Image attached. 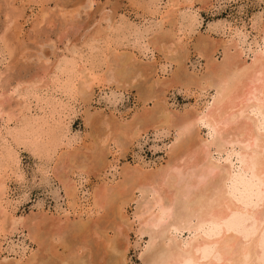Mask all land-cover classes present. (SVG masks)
I'll return each instance as SVG.
<instances>
[{
  "label": "rangeland",
  "instance_id": "1",
  "mask_svg": "<svg viewBox=\"0 0 264 264\" xmlns=\"http://www.w3.org/2000/svg\"><path fill=\"white\" fill-rule=\"evenodd\" d=\"M190 3V9L183 8L180 12L186 17L191 12L197 14L196 24L187 30L184 21V25L175 22L172 26L173 17L162 18L170 6V0H153L152 3L149 0H0V105L5 111L13 112L11 115L22 120L48 113L47 117L53 121L56 129V138L54 137L53 144L47 151L34 149L30 144L16 146L14 143L17 147L14 153L16 164L6 168L7 191L3 200L16 207L13 210L14 216L22 221L20 225L12 228L7 218L1 220L3 230H0V264H26L32 256H35V260L29 264H61L62 260L66 264H73L75 259H82L85 264H107L111 255L106 248V235L115 238L114 242L120 248H127L128 264H147L146 258L144 259L147 252L146 255L143 252L151 233L139 232L138 217L139 212L147 206L145 204L150 206L149 203H154L158 195L162 199V205H172L170 209L178 211L180 205L188 203V200L184 202L185 198L177 201L179 198L175 195V188L185 185L186 191L193 194L189 197V208L193 211L197 208L195 204L200 201V196L206 195L202 186L207 182V177L203 176L205 173L201 166H206L204 159L209 155L206 152L208 149L199 142L194 110L206 115L211 112L213 99L218 95L217 91L222 84L224 85L220 73H217L219 78L215 76V72L210 73L212 69H219L217 67H227V74L249 66L247 78L249 79L250 74L251 80L244 79L241 84L248 88V92L255 84L258 85L255 79L257 67H253L256 65L253 61L261 56L263 59H259L264 61V55H261L264 54V0L181 1L183 6ZM104 16L111 18L115 25L125 23L131 28L145 29L144 37L137 41L133 32H127L114 36L115 39L118 38L114 40L118 44L112 40L107 43L109 37L105 25L108 22L104 20ZM230 29L239 32L237 37L235 33L232 37L229 36ZM239 30L246 34L245 43ZM157 34L165 35L158 36L154 44L150 43ZM239 38L244 43L238 45L239 49L244 48L241 56L237 49L232 48L233 43L227 42ZM92 44L97 48L91 50ZM144 47L149 50L147 57L141 54L143 50L146 51ZM227 47H231L229 51ZM72 48H77L82 59L87 58L86 61L94 66L98 79L93 90L82 84L77 70H73L74 73L69 78L72 84L70 91L64 86V75L59 76L57 85L41 87L42 83L54 79V65L64 55V58L70 56L69 49L71 52ZM223 52L226 58L223 57ZM122 53H133L136 57L131 63L123 64L122 58H118ZM55 61L57 62L54 64ZM121 65L126 71V77L121 78L123 81H118L116 72ZM250 70L254 71L252 75ZM207 74H211V77ZM252 79L253 86L247 83L253 81ZM245 80L248 85L244 84ZM30 85L32 88L35 85V90ZM81 85L87 87L86 97L78 95L80 93L77 90L81 89ZM17 91H21L22 97ZM26 94L28 103L24 105L23 96ZM237 95L241 97L242 94ZM52 106L58 110L50 115ZM22 108L28 109V112ZM165 108L174 115L176 113L175 118L178 119H175L176 124L169 126L170 128L161 125V120L158 119V113ZM255 110L250 111V115L263 127V117ZM21 113H24L25 118H21ZM144 116L147 118L146 122L142 119ZM181 116L190 120L191 146H183L174 154L170 152V148L179 138L178 134L187 127H182L183 123L179 120ZM207 116L209 117H206V121H211V115ZM15 120L8 121L7 124L13 128L19 124ZM4 121L0 115V129L3 130ZM199 123L202 125L200 137L210 140L209 125L198 121ZM122 130L128 134L124 132L127 135L123 136ZM224 131L220 132L224 140L226 138L228 141H235L240 138L239 130H229V137ZM135 132L139 133L136 138ZM183 137L188 142L186 134ZM234 141L227 143V148L218 154L213 146L210 148L212 157L208 158L219 164L231 165L235 174L232 178L236 180L240 163L235 152L240 151ZM137 165L148 170L153 169L152 175L137 177L133 170ZM166 166L178 168L179 172L174 171L179 175H175L181 174L174 188H169L166 184L167 176L165 178V171L163 172ZM124 178L135 180L133 185L130 180L128 185H124L123 192L127 193L124 197L127 203L122 206L123 215L126 217L124 220L112 209L115 202L109 206L111 208H94L91 205L92 194L104 195V189L118 187ZM71 187L75 189L80 204L74 214L65 215L64 211L72 210L68 206L72 199L67 196ZM131 189H134L133 199L129 202L126 197L130 195ZM192 200L195 201L193 206ZM80 219L89 225V229L78 231ZM167 223H163L162 228ZM191 236L193 233L185 231L179 238L185 243Z\"/></svg>",
  "mask_w": 264,
  "mask_h": 264
},
{
  "label": "bare ground",
  "instance_id": "2",
  "mask_svg": "<svg viewBox=\"0 0 264 264\" xmlns=\"http://www.w3.org/2000/svg\"><path fill=\"white\" fill-rule=\"evenodd\" d=\"M181 1L182 0H170V4H169L170 6L167 7L168 10L166 12H164V14L162 15V18L167 19L169 17L170 18L173 17L174 22H173L172 26L175 25L176 23H180V22H181L180 24L184 25L186 22L185 27L187 28V30H190L191 26L193 24H196V21H197L196 15L197 14L191 12L186 17L185 14L180 13V12H182L183 8H186V9L189 8L190 9L192 7V3H190L186 6H183V5H181ZM152 2H153V0H149V3H152ZM167 2H169V1H167ZM165 5H167V4H165ZM104 20L106 22H108V23H106L108 25H105L107 27V28L105 27L106 28L105 31L107 32V35L109 37L107 39V43H110L111 40L114 41V40L118 39V38L115 39L114 36H117V35L120 36L121 34H127V32H133L134 38L137 39V41H138L141 39V37L143 36V33L145 31V29L141 30V29H137V28H131L129 26H126L125 23H121V24L117 23V25H115L112 22L111 18L105 17ZM183 21H184V24H183ZM236 31L235 30L229 31V36L232 37V34L235 33V35L237 37V33H239V32L236 33ZM168 34H170V33H168ZM241 34L243 35V37H241V38H243L242 41H244L246 34L240 31V35ZM111 35H113V36H111ZM160 35L161 34H157V35L153 36L152 39L150 38L151 39L150 43L154 44L155 41H157V39L159 38L158 36H160ZM163 35H165V34H162L161 36H163ZM171 36H174V35H171ZM171 36H169V37H171ZM236 37L233 36V38H235V39H236ZM178 38H179L178 40H181L180 37H178ZM239 39L230 40L227 42H232L233 43L232 48L234 47L235 49H237L239 52V55L241 56L243 54L244 48L243 47L241 49L238 48V45L240 43H243V42H241V39L240 40ZM94 40H95V42L97 41L96 39H94ZM135 42H136V40H135ZM245 42L246 41H244V43ZM114 43L118 44L116 41H114ZM95 47L97 48V46L92 44L90 49L92 50ZM73 48L71 49L72 50L71 52L69 49L70 56H67L64 58V56H65L64 55L63 59L61 61H59L58 63H56L57 61L54 62V64L56 63L53 67V70H54L53 75L55 74V77L53 75H51V76H53L54 79H51L50 81L42 83L41 87L45 88L46 86H49L50 84L54 86L57 83L59 76L64 75L65 77L64 78L61 77V78L64 79L63 82H64L65 88L68 91H70V90H72L71 89L72 84H71V81L69 78H70L71 74L74 73L73 70H77L80 73L79 77L83 79V80L80 79L81 81H83L82 84L87 85V87H89V88H91V90H93V86L95 85L96 80L98 79V76L94 70V66L90 62L86 61L87 58L82 59V55L80 54V52L78 51L77 48H75V49H73ZM229 48H231V47H229ZM229 48L227 47V51H229ZM144 49H145V47H144ZM145 50L146 51L143 50V52L141 54L143 56L147 57L149 50H147V48ZM227 51H224V52H226L228 54ZM224 52H223V57H225ZM258 53L261 54L262 52L261 53L258 52ZM261 55H264V54L262 53ZM119 56H121L118 58H120V59L122 58L121 60H122L123 64H125L126 62L131 63L130 61L136 57L133 53H131V54L122 53V55H119ZM228 56H227V58H229ZM201 57H202V55H201ZM259 58L263 59V56L255 59L257 61H253V63L254 62L256 63V65L254 64L253 67H255V66L257 67V71H255V73L257 74V77L255 76V79H256V81H258L257 82L258 85L255 84L256 86L254 85V87H251L250 88L251 90L249 92L247 91L248 88H246V86H243V84H241V81H243L244 79H248L247 74L249 72H248L247 68L249 66L243 67L240 70H234V71L229 70L231 72H228L227 74H226L227 67L224 68L225 70L222 68V66H221V68L217 67L219 69H212L210 71V73L212 72L211 74H213V72H215V76H217V77H218L217 73H220L222 75V80H223L224 85L222 84V87L220 88V90L217 91L218 95H216V97L213 99V105H212L213 108L210 110L212 113L209 112L207 114V115H209V114L211 115V117H210L211 121H210V119L208 121H206L208 119V118L206 119V117H209V116H207L205 113H203V112L199 113V111L197 109L194 110L195 120H196L198 128H199V129L197 128V130H198L197 136L199 137V142H202L201 144L203 145L204 148H206V150L208 149L207 151L205 150L209 155V156L205 157L206 160L208 157L209 158H210V156L212 157V153L210 152V148H212L213 146H214V151L218 154L219 152L224 150L227 143H233L234 140L228 141V140H226V138H225V140L223 139L222 133H220L222 130L223 131L225 130L224 131L225 133L227 132L228 137H229V135H228L229 130H232V132L234 130H239L238 135H240V138L239 137L236 138L237 140H235V141H237V142L234 141V143H237V145L239 146V151H240V153L235 152V155L237 156V161H239V163H240L239 172H238V174H236V180L234 178H232L233 175H235V174H234V169L231 165H229L227 163L219 164L215 160H210L209 158H208L209 160H207V161L204 159V162H206V163H204V165H206V166H201V165L200 166H201L202 170L204 169L202 172H204L205 174L204 175L202 174V175L207 177V182L205 181V184H204L200 180V183L204 184L202 187H204L203 190L205 189L204 191H206V195L200 196L201 197L200 201L198 199L199 202L197 201L198 203L195 204V206L197 208L196 209L194 208L195 209L194 211L191 208H189L190 207L189 200L191 199L189 197L193 194H190L189 192L186 191L187 187H185V185L184 186L181 185V187H179V189H178V187H177V189L175 188V195L177 196V198H179L177 201H179L180 199L183 200L186 198V200L184 202H186L188 200L187 202L189 203L188 204V203H182L181 202L182 203V204L180 203L181 208L178 211H174V210L170 209L172 205L169 207L168 206L165 207L164 204L162 205V203H161L162 199L158 195L156 196L157 198L154 199V203H152L153 205L151 203H149L150 204V206H149L146 203L145 205H147L148 208H147V206H145L143 211H141V212L138 211L139 212L138 217H139V226H140L139 232L141 234H145V233L148 234L149 232L151 233L150 239L147 242L148 245L145 246L144 252H143V255L147 252V256L146 257L143 256L144 259L146 258L147 264H264V126L263 127H262V125L260 126V122H258L257 119H255L254 117H251V115H250V111L256 109L255 111L257 113H259L263 117L262 119L264 120V61L260 60ZM119 67L122 68V65ZM229 67H230V65H229ZM121 68H120V70L118 69L119 71L116 72V79L118 81L121 78L126 77L125 76V72H126L125 69L124 68L121 69ZM231 68H232V66H231ZM254 70H256V68H254ZM50 71H51V69H50ZM224 71H225V74H224ZM252 72H254V71L252 70L250 72L251 75H252ZM210 75H208V77ZM252 77H254V74ZM212 78H213V76H212ZM249 80H251L250 74H249L248 81ZM121 81H123V80L121 79ZM208 81L205 83L206 86L208 84ZM199 82H203V81H199ZM246 82H247V80H245L244 84L248 85L249 83L252 84V82H254V80L251 82H247L248 84ZM210 83H212V81ZM221 83L219 85H221ZM35 85H36V83H35ZM35 85H34V88H35ZM85 85H84V87H85ZM198 85H201V84L199 83ZM209 86L211 87V85H209ZM252 86H253V84H252ZM30 87H31V85H30ZM84 87H82V85H81L80 86L81 89L77 90V92L79 91L78 93H80V94H78V93L77 94L78 95L82 94V95H85L84 97H86L85 90H87V87H85V88ZM34 88L31 87L32 90H35ZM36 88H37V86H36ZM204 88H201V89L205 90ZM207 89H208V87H207ZM75 90H76V88H75ZM17 92H19V91H17ZM20 92H19V95H20ZM74 92H76V91H74ZM238 93L242 94L241 97H238V95H237ZM19 95H18V97H19ZM31 96H32V94H31ZM23 97H24V99H23L22 104L28 103L27 94H26V96H23ZM149 99H151V98H149ZM59 104H58V106L61 108V106ZM24 105H22V106H24ZM26 105H28V104H26ZM47 105H49V104H47ZM25 108H26V106H25ZM25 108H22V109L26 110L28 112V109H25ZM50 109H51L50 115H52V113L54 114V111L57 109V107L52 106ZM12 113L13 112H11V111L10 112L5 111L3 109V106L0 105L1 120L2 119L5 120L4 121V123H5L4 130L5 131L3 129H0V230L1 229L3 230V224L1 223V220L5 219V218H7L9 220V223H10L9 225L12 228L16 227L17 225H20V223L22 221L21 218H16L14 216L13 210L16 207L12 203H9V202H6L3 200L5 198V194L7 191V189H6V178H7L6 175H7V173H5V171H6V168H8V167L10 168L14 164H16V158L14 156V153L16 152V148H17L16 146H18L19 144H30L31 146L34 147V149L41 150V151H47L52 146L53 141H54V137L56 136L55 126L52 124L53 121L50 120L49 117H47L48 113L37 115V117H34V118L28 117L27 119H23V120L20 119L19 117L17 118L16 115H11ZM24 113H26V112H24ZM23 114H22L21 118H23V116L25 118V115H23ZM158 114H159L158 119H159V121L161 120L160 121L161 125L164 124V125H166V127H169V126L172 127L173 124H176V122H175V119H177V118H175L176 113L174 115V113L172 111H169L165 108V109H162L160 111V113H158ZM4 116H5V118L7 117V119H5ZM215 116H216V119L214 118ZM193 118H194V116H193ZM142 119L146 122L145 119H147V118H146V116H144V117H142ZM142 119H140V120H142ZM14 120L16 121V123L19 122V124H17L16 126H14L12 128L7 123H8V121L13 122ZM179 120L181 121L180 123H183V124H181L182 127L185 125L188 127V129L186 127L184 129V130H186V132H183L184 131L183 130L181 133L178 134L177 137H179V138L175 140V143H173L174 144L173 147L170 148V152L174 153V154H175V152H178L183 146L187 147V148H190V146H191V141L189 140L190 139L189 138L190 137L189 136V134H190L189 133V125H191L190 120H187V118H185L184 116L183 117L181 116L179 118ZM192 120H194V119H192ZM195 120H194V122H195ZM198 121H200L201 124L207 123L209 125L210 130H211V132L209 133V135L211 136L210 140H205V139H202V137H200V130H201L200 128L202 125H200V123L198 124ZM175 126H174V128H175ZM129 128H130V126H129ZM120 129H121V127H120ZM124 129L126 130L127 128H124ZM191 129H192V127H191ZM125 130H122L123 132L121 131V134L123 136L128 134L127 131H125ZM124 132H126L127 134ZM129 132H132V131L130 130ZM136 132H137V130H136ZM136 132L134 133V135H135L134 138H136V135L139 134V133L136 134ZM183 133L186 134L188 142H186L187 141L186 137H183L185 135V134L183 135ZM132 135L133 134L131 133V137H132ZM185 142L187 145L184 144ZM14 143L16 146L14 145ZM190 151H192V149ZM204 156H205V154H204ZM95 157H97V156H95ZM115 165H112V168H115ZM174 166H176V165H174ZM160 168H162V167H160ZM126 170L128 171V168ZM133 170L136 171L135 174L137 177L139 176V178L143 177V176L149 177L150 175H152L151 171H153V169L148 170L145 167L143 168L139 165H137ZM174 170H177V172H179L178 168L176 169V167H172V166L170 168H168L166 166V170L165 169L163 170V172L165 171L164 177L166 178V176H167V179L165 181H166V184L169 188L170 187L171 188L176 187L177 182H179L178 178L181 176V174H180V176H178L179 174ZM188 171H189V169H188ZM124 173H125V171H124ZM175 173L178 175H175ZM128 174H130V173H128ZM198 174H200V172H198ZM183 176H185V175L183 174ZM203 176H202V178H203ZM137 177H135V178H137ZM139 178L137 180H139ZM185 178L187 180V177H185ZM133 179L130 180V179L124 178L123 182H121V184H118L119 185L118 187L104 189L103 190L104 195L100 196L96 193L94 195L92 194V199H93L92 201L93 202L91 205L94 208H101L104 206L109 207L110 205H112L115 202L116 205H113L115 207L112 206V209L116 210L117 215L122 220H124L126 217H124V215H123L122 206H123V204L127 203L126 199H124L125 195L127 194V193L123 192L124 188H125L124 185L125 186L128 185L129 180H130V184L132 183V185H133V183L135 182V180H133ZM199 179H198V181H199ZM132 180H133V182H132ZM141 180H143V179H141ZM188 181L190 182L189 179H188ZM229 183H230V185H229ZM186 186H188V185L186 184ZM192 186H194V185H192ZM196 186L199 187L198 185H196ZM138 187H134V189L138 188ZM73 189L71 187V189H69V191H67L68 198L72 199V202L69 201L70 205H68V206H69V209H72V210L64 211L65 215L74 214L76 211L75 210L76 207L80 204L78 202V197H77L76 191H75V189L74 190ZM134 189H131V193L129 195L131 198H129V196L126 197V198H128L127 200L129 202H130V200L133 199L132 195H133ZM66 190H68V188H66ZM141 190L142 189L140 188L139 191H141ZM71 191H73V193ZM128 191H130V190H128ZM154 192H153V197H154ZM172 193H171V195H172ZM141 194H142V192H141ZM143 194H144V192H143ZM157 194H159V193L157 192ZM195 199H196V197H195ZM193 202L195 203V201L192 200V206H193ZM109 208H111V207H109ZM73 210H74V212H73ZM135 214H136V212H135ZM135 217H136V215H135ZM81 220L82 219L78 220V221H80V224L78 227L76 226L77 228H79V230L77 228H75V229H77L78 231H85V230L89 229V227H88L89 225L87 226V223L84 222L83 220L82 221ZM166 221H168V223ZM163 223H167L166 227L164 226L165 228H162ZM12 228H11V230H13ZM151 229H152V231H151ZM185 231L193 233V236L188 237V240H186L184 243V241L179 238V235ZM87 233L89 234L88 231H87ZM54 235L55 234H53V236ZM106 236H107V239L105 242L107 243V245L109 244L108 246L106 245V248L108 250L109 255H111L110 256L111 259L108 257L110 259V262L107 264H128L127 263V255H126L127 248H125V247L120 248L115 243L116 242L115 238L113 239V237H109L108 235H106ZM0 250H1V242H0ZM141 256H142V253H141ZM31 258L32 259L30 260V262L35 260L34 259L35 256H32ZM144 259H143V261H144ZM72 261H73V259H72ZM83 261L84 260H82V259H75L73 261V264H82V263L85 264V262H83ZM30 262L28 261V263H26V262L25 263L29 264ZM17 263H19V262H17ZM60 263L66 264V262L64 260L60 261Z\"/></svg>",
  "mask_w": 264,
  "mask_h": 264
}]
</instances>
